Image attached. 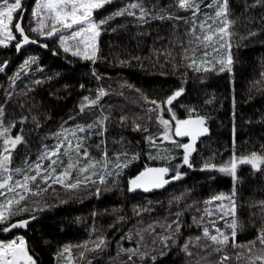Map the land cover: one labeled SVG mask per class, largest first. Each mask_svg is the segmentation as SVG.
<instances>
[{"label":"trees","instance_id":"obj_1","mask_svg":"<svg viewBox=\"0 0 264 264\" xmlns=\"http://www.w3.org/2000/svg\"><path fill=\"white\" fill-rule=\"evenodd\" d=\"M211 1L203 0L200 13L192 17L190 12L178 9L176 0H143L144 7L150 12L147 22L141 23L125 15L103 25L96 40L98 52L93 63L65 53L59 35L49 39L32 32L31 29L38 26V18L32 15L38 0H22V26L38 43H29L19 51L15 42L7 47L0 46V65L6 64L0 72V107L5 111L4 124L15 122L11 135H23L27 141L12 153L11 168L27 169L28 164L34 165L45 146L56 145L55 133L108 116L104 134H96L100 129L89 130L84 134L88 138L83 141L89 160L99 162L97 169L98 173L104 174V183H100L102 175L99 174L76 189H67L52 181L40 183L38 187L32 185L35 194H26V199L19 205L24 211L10 221L27 220V226L0 232V241L23 237L37 264H63L62 260L69 254L73 264H218L227 252L232 257L225 264H264L256 259L264 255L261 251L264 245L257 239L264 230V206L261 205L264 171L257 172L241 165L233 182L232 177L204 168V163L224 164L233 153L248 156L253 151L264 152V0L260 4H256V0H229L232 71L201 69L197 72L195 66L188 67L190 61L184 59L185 49L191 55V50L196 48L195 43H189L192 40L189 30L193 20L197 22L209 11L205 5ZM130 2L135 0H114L95 11L94 17L105 19ZM152 16L165 18L153 19ZM45 23L50 24L49 21ZM41 44L47 47H41ZM72 44L69 41V45ZM202 52V48L196 51L197 62L203 57ZM33 57L36 62L21 70L23 62ZM37 80L41 83H35ZM180 87L184 88V93L168 106L172 108L169 112L163 102ZM100 89L107 94L99 104L81 112L80 105L88 103L84 97L95 99ZM151 100H157L161 107L157 109L149 103ZM151 108L154 110L149 111ZM193 109L191 117L206 118L208 135L199 141L190 156L192 167H188L183 164V149L178 147L184 141L174 134L176 122L172 116L174 113L178 120H184L190 118ZM122 116L126 117L124 123H121ZM22 118L26 119L21 124ZM162 119L170 122L169 139L164 138ZM136 124L140 125L139 130L132 129ZM133 156L136 159H132ZM117 159L120 163L131 162L119 170V175H116L118 170L109 175L110 171L103 165L108 163L111 167ZM64 161L58 170L64 169L68 157ZM153 166L169 168L171 177L177 172L181 176L162 192L130 193L129 181ZM70 171L72 175L65 183L78 179L73 170ZM85 175L80 176L81 181ZM234 184L236 215L224 221L206 201L219 194L231 195ZM12 207L15 211L17 205ZM233 219L240 225L235 243L249 247H233L230 239L222 252L212 250L218 245L205 250L202 245L211 242L203 238V228L207 227L210 234H217L216 229H219L230 236L228 225ZM172 221L179 222L180 231H176L177 226ZM196 237H201V244L196 242ZM101 238L105 240V246L97 249L93 242ZM251 241H256L255 247H251ZM185 244L189 245L192 255L184 251ZM66 247L68 251H65ZM130 255L132 260H129Z\"/></svg>","mask_w":264,"mask_h":264},{"label":"snow or ice","instance_id":"obj_2","mask_svg":"<svg viewBox=\"0 0 264 264\" xmlns=\"http://www.w3.org/2000/svg\"><path fill=\"white\" fill-rule=\"evenodd\" d=\"M114 0H38L35 9L32 12L34 17H37V27L31 29L32 32L38 33L42 38H51L56 36L58 33L60 46L65 53H70L73 57H79L85 61L96 62L98 47L96 45V38L100 36L102 26L109 23V21L114 20L116 17L121 16H131L136 18L141 23H146L150 16L149 10L144 7L143 0H135V2H130L126 6L118 9L108 17L102 20H97L94 17V12L104 8L106 5L113 3ZM261 0H256V4H260ZM201 4L203 0H176V6L178 9L190 12L192 17H196L201 11ZM216 6L214 17H207L205 22L199 24L200 34L196 32V22L193 20V27L189 30V34L192 36V40L189 43H195L196 48L191 50V55H188V49H185L184 59L189 60L190 63L188 67L192 68L196 65V51L198 49L203 50V57H208L212 52H219L220 49H228L227 54L220 59H216L215 63L220 65L219 69H209L204 68V71L215 70L218 72L228 71L231 73L233 58L230 54L231 43L230 38L232 33L229 28L232 22L228 19L230 15L229 10V0H212V3L205 5V7ZM19 12V15L16 14ZM153 19H164V16H152ZM168 19H173V17L168 16ZM175 19H183L182 17H175ZM211 19L213 24L217 20L220 21L221 26L214 28L212 24H207V20ZM24 7L22 0H0V46L7 47L8 42L16 40L17 37L14 34L18 33L21 40L17 41L15 44L16 50L19 51L25 44H36L37 40L31 39L24 29ZM15 21V23H13ZM49 21L50 24L45 22ZM48 28L45 31V28ZM115 31V29H112ZM67 33V34H65ZM251 35H256V33H251ZM69 41H74L72 45H69ZM218 45V47H217ZM41 47H47L46 44H41ZM83 46V47H82ZM92 50L89 51L88 49ZM211 49V52L209 51ZM55 54V53H54ZM215 59V58H214ZM35 58L26 59L21 65V70L28 67L30 63H35ZM121 63H125L121 61ZM201 64L211 63L207 59H201ZM6 67L5 65H0V72H3ZM200 67H195V71L199 72ZM19 73H17L18 77ZM15 79V78H13ZM35 83L40 84L41 81L37 80ZM184 93V88L180 87L173 94L168 96L163 104L171 106L174 101H176ZM104 89H100L97 93L95 99L89 100L88 97H84L87 104L82 103L80 105V111L84 110L89 106H97L102 97L106 95ZM149 103L156 105L157 108L161 107V104L156 100H151ZM154 109H149L152 111ZM167 111L172 112V108L168 107ZM195 110H190V118L184 120H178L173 113L172 119L175 120L174 134L177 137H190V143L178 144V147L183 149V164L188 167H192L190 162L191 153L195 151V143L199 136H202L208 132V128L205 126L206 118L203 116H196L191 118V112ZM5 111L3 107H0V232H10L18 227H26L28 224L27 220H22L18 222H10L12 218L19 212L24 211L23 208L19 207L20 203L26 199V194H35L33 192L32 185L36 187L40 183L48 184L51 180L52 183H59L67 189H76L81 183H86L91 180V177L85 175L83 181L77 179L76 182L65 183V178L71 177L72 173L70 170L77 169L80 173H87L89 168H95L98 161L89 160V153L86 147L83 146V141L87 139L86 136H78L77 133H84L93 129H100L96 134L103 135L106 131V121L109 119L108 116H102L92 123L87 125H77L75 129H63L61 132L55 133L58 143L52 148L45 146L44 152L39 157V160L33 165L28 164L27 170L21 168H11L12 153L15 151L18 145L27 144V141L23 135H11V130L16 127L15 122H10L7 126L4 124ZM26 118H22L20 123H24ZM36 121V118L33 117ZM126 117H121V123H124ZM165 126L164 138L169 139L167 135L169 131V120L162 119L160 121ZM37 127H39V122L37 121ZM140 125H134V130H139ZM22 131V130H21ZM146 131V129H145ZM71 136L76 143L73 144V139H69ZM63 137V139H60ZM149 139H151L149 137ZM155 143V141H152ZM63 150V151H61ZM126 155V154H125ZM61 156L68 157V162L64 167L62 172L57 173V165H63L64 161ZM75 157V159L73 158ZM105 161H107V153H104ZM132 159H136L135 156ZM47 160V166L44 165L43 161ZM81 160L87 161L83 167H79ZM130 160H126L124 163H120L119 159L114 164L115 168L122 169L128 166ZM27 163V162H26ZM238 164H248L251 165L252 169L260 172L264 171V152L257 153L253 151L248 156H237L233 153L232 158L220 165H214L205 163V169H215L225 175L231 176L235 182L237 179V167ZM106 163L104 167H106ZM170 169L167 167L161 168H151L148 167L144 171L140 172L134 179L130 181L129 191H134L136 189H142L147 192L152 189L162 188L164 185L168 184L170 181L165 179ZM13 172L16 174L14 178ZM34 173V174H33ZM95 173H93L94 175ZM112 173L110 172L109 175ZM119 175V172L116 173ZM181 173L177 172L173 179H179ZM95 183V181H92ZM100 183H104V177H100ZM51 186V185H48ZM46 190V189H44ZM11 194V195H8ZM235 184L231 195L219 194L212 198L215 201H223L227 199L229 201L228 205H220L221 209H227L224 215H228L230 212L233 217L236 215V202L233 197L236 196ZM97 195H99V189H97ZM211 201H206L210 203ZM17 205L16 210H13V205ZM264 206V201L261 202ZM34 218V217H33ZM223 218V216L221 217ZM176 224V231H179V222L174 221ZM231 228L230 236L220 232L216 229L217 234H210L207 227L203 228V238L209 240L211 244L202 246L204 249L212 248V245H218L219 247L212 248L215 252H222L223 248L229 244L231 239L233 247H249L248 245H237L235 243V237L237 235V230L240 227L236 219H233L231 224L228 225ZM171 228V225H169ZM171 237H168L170 239ZM201 237H196V242L200 241ZM261 245H264V230L261 231L257 237ZM95 243V247L99 249L105 244L103 238L99 239ZM189 243H192L191 241ZM251 247H255L256 241L250 242ZM82 247H87L83 245ZM68 251V248H65ZM184 251L189 255L192 253L189 251V245H184ZM251 251V248H249ZM264 251V248L261 249ZM135 255V252H133ZM153 260L156 257H152ZM231 257L225 254L219 261L218 264H225L226 261L230 260ZM257 260L264 262V255L257 256ZM129 260H132V255L129 256ZM0 264H37L34 257L30 254L26 241L23 237H16L8 241H0ZM91 264V262H89Z\"/></svg>","mask_w":264,"mask_h":264},{"label":"rangeland","instance_id":"obj_3","mask_svg":"<svg viewBox=\"0 0 264 264\" xmlns=\"http://www.w3.org/2000/svg\"><path fill=\"white\" fill-rule=\"evenodd\" d=\"M211 3H212V1H211ZM208 12H205L204 14H203V16L201 17V18H198L197 20V22H196V32H197V34H200V28H199V24L200 23H203V22H205V20H206V18L207 17H214V14H215V10H216V6L214 5L213 7H208ZM207 24H212V26L214 27V28H218V27H220L221 26V24H220V21L219 20H217L216 21V23L215 24H213V21L211 20V19H208L207 20ZM14 34L16 35V37H17V39L16 40H13V41H10V42H8V44L9 43H11V42H17V41H19V40H21V37L19 36V34L18 33H15L14 32ZM65 34H67V33H65ZM57 35H60L59 33L57 34ZM52 38V37H51ZM51 38H49V39H51ZM96 40H97V38H96ZM71 42H73V43H75L74 41H71ZM28 44H25L22 48H24L25 46H27ZM83 47V46H82ZM217 47H218V45H217ZM89 51H91L92 49L91 48H89L88 49ZM209 51L211 52V49H209ZM227 52H228V49L227 48H225V49H220V51L219 52H212L211 53V55H209L208 57H202L201 59H207L208 61H211V63H207V64H201L200 63V61H201V59L196 63V65H195V67H200V69H203L204 70V68H209V69H213V67L215 68V69H219V67H220V65L218 64V63H215V60L216 59H220V58H223L226 54H227ZM215 58V59H214ZM71 65H73L72 63H71ZM224 72H227V71H224ZM84 134H85V132L84 133H77V135L78 136H84ZM60 139H63V137H61ZM69 139H73L71 136H69ZM76 141L73 139V143H75ZM57 143H58V140H57ZM56 143V144H57ZM61 151H63V150H61ZM232 157H230L226 162H228L230 159H231ZM61 159L64 161L65 160V156H61ZM65 162V161H64ZM225 162V163H226ZM43 163H44V165L45 166H47V163H48V161L47 160H45V161H43ZM84 161L79 165V167H83L84 166ZM105 165V164H104ZM103 165V166H104ZM109 164L107 163V166H108ZM241 165H246V166H249L250 168H252L251 167V165H248V164H238V167H237V169L241 166ZM63 165H57V166H55L56 167V169H57V173H59V172H62L63 170H58V167H62ZM97 166L98 165H96V167L95 168H89V170H88V172L86 173L88 176H90L91 178H94L95 176H97V175H104L103 173L101 174V173H98L99 172V170L97 169ZM104 167V168H106V171L108 170V171H110V172H113V173H116V171L117 172H119V170L120 169H118V168H115L114 167V164L110 167V166H108V167ZM22 169H24V168H22ZM24 170H27V169H24ZM73 170V174H76L77 176H78V179L79 180H81V178L82 177H80L81 175H83L84 173H80L77 169H72ZM106 171H105V173H106ZM217 171V170H216ZM219 174H221V175H225V174H223V173H221V172H219V171H217ZM93 173H95L94 175H93ZM34 174V173H33ZM13 176H14V178H18V177H16V174L13 172ZM225 176H228V175H225ZM72 177H74V179H75V175H73ZM228 177H231V176H228ZM69 177H67V178H65V181H67V179H68ZM51 181V180H50ZM41 185V184H40ZM8 195H11V194H8ZM0 199L2 200L3 199V197H0ZM210 204V206L212 207V208H214L218 213H219V215L222 217L223 216V218H221V219H223L224 221H227L229 218H231V213L229 212L228 213V215H224V212L225 211H227V209H221L220 208V205L221 204H223V205H228L229 204V201L227 200V199H225V200H223V201H215V200H211V202L209 203ZM223 225H227L226 223L224 224L223 223ZM70 256V254L69 255H66L65 256V258L62 260V262H63V264H73V261L71 260V258L69 257Z\"/></svg>","mask_w":264,"mask_h":264},{"label":"water","instance_id":"obj_4","mask_svg":"<svg viewBox=\"0 0 264 264\" xmlns=\"http://www.w3.org/2000/svg\"><path fill=\"white\" fill-rule=\"evenodd\" d=\"M174 102H175V101H174ZM174 102H173V103H174ZM165 106L168 107V105H165ZM191 118H195V117H191ZM187 119H189V118H187ZM207 135H208V133H206V134H204V135H202V136H199V137L197 138L196 143H195V145H194L195 149H196V147H197L199 141H200L201 139H204ZM176 138H178V139L184 141V143H190V142H191V138H190V137H177V136H176ZM183 153H184V152H183ZM192 153H193V152H192ZM192 153H191V154H192ZM161 167H164V166H153V167H151V168H161ZM143 171H144V170H143ZM141 172H142V171H141ZM137 175H139V174H137ZM137 175H136V176H137ZM136 176H134L132 179H134ZM132 179H131V180H132ZM165 179H168L170 182H169L168 184L164 185L162 188L152 189V190L147 191V192L143 191L142 189H136V190H134V191H129V192H130V193H141V194H143V195H150V194H153V193H155V192H162V191H164V190H165L168 186H170L173 182L177 181V179H173V177L170 176V172L167 174V176L165 177ZM131 180H130V181H131ZM130 181H129V184H128V190H129V188H130Z\"/></svg>","mask_w":264,"mask_h":264},{"label":"bare ground","instance_id":"obj_5","mask_svg":"<svg viewBox=\"0 0 264 264\" xmlns=\"http://www.w3.org/2000/svg\"><path fill=\"white\" fill-rule=\"evenodd\" d=\"M23 3H25V1H24ZM28 7H29V6H28ZM27 13H28V12H27ZM27 13H26V14H27ZM126 17H128V16H126ZM179 21H180V20H179ZM132 26H133V25H132ZM171 45H172V44H171ZM168 49H169V48H168ZM170 49H171V48H170ZM174 50H175V49H174ZM162 52H164V51H161V53H162ZM168 52H169V51H168ZM174 53H175V51H174ZM159 54H160V53H159ZM174 66H175V65H174ZM175 67H176V66H175ZM172 68H173V67H172ZM180 68H181V67H180ZM176 69H179V67H177ZM173 70L175 71V69H173ZM182 70H183V69H182ZM184 71H185V70H184ZM176 74H177V73H176ZM182 74H183V73H182ZM180 76H181V75H180ZM184 76H185V75H184ZM185 77H186V76H185ZM178 78H179V76H178ZM187 78H188V77H187ZM187 81H188V80H187ZM185 83H186V82H185ZM171 94H172V93H171ZM156 101H157V100H156ZM127 102H128V101H127ZM157 102H158V101H157ZM110 103H111V102H110ZM123 103H125V102H123ZM119 104H120V102H119ZM126 105H127V104H126ZM144 105H145V104H144ZM121 106H122V105H121ZM104 107H106V106H104ZM126 107H127V106H126ZM126 107H125V108H126ZM129 107H130V106H129ZM134 107H135V106H134ZM108 108H109V107H108ZM125 108H124V109H125ZM124 109H123V110H124ZM151 109H152V108H151ZM157 109H158V108H157ZM103 110H104V109H103ZM103 110H102V111H103ZM125 110H126V109H125ZM139 110H140V109H139ZM104 111H105V110H104ZM109 111H110V110H109ZM111 111H112V110H111ZM118 112H119V111H118ZM121 112H122V111H121ZM135 112H136V110H135ZM140 112H142V111H140ZM158 112H159V111H158ZM122 113H123V112H122ZM132 113H133V112H132ZM145 113H146V112H145ZM99 114H100V113H99ZM113 114H114V113H113ZM123 114H125V113H123ZM95 115H96V113H95ZM107 115H108V114H107ZM109 115H110V113H109ZM117 115H119V114H117ZM125 115H126V114H125ZM92 116H93V115H92ZM111 116H112V115H111ZM112 117H113V116H112ZM115 117H116V116H115ZM122 117H123V116H122ZM137 117H138V116H137ZM140 119H141V118H140ZM137 120H138V119H137ZM108 121H109V120H108ZM142 121H143V119H142ZM127 122H128V121H127ZM140 122H141V121H140ZM148 122H149V123H152V122H150V121H148ZM145 123H146V122H145ZM107 124H108V122H107ZM108 125H110V124H108ZM108 127H109V126H108ZM106 129H107V128H106ZM132 129H134V127H133ZM133 131H134V130H133ZM93 134H94V133H93ZM87 135H88V134H87ZM90 137L92 138V136H90ZM91 138H90V139H91ZM146 140H147V139H146ZM92 146H93V145H92ZM143 148H144V147H143ZM128 149H129V148H128ZM112 150H113V149H112ZM115 150H116V149H115ZM142 150H143V149H142ZM132 151H133V150H132ZM135 151H136V150H135ZM151 151H152V150H151ZM153 151H154V150H153ZM112 152H113V151H112ZM132 153H133V152H132ZM142 153H143V152H142ZM144 153H145V152H144ZM153 153H154V152H153ZM155 153H156V152H155ZM139 154H140V153H139ZM145 154H146V153H145ZM198 154H199V153H198ZM142 155H143V154H142ZM153 155H154V154H153ZM111 156H112V155H111ZM144 156H146V155H144ZM148 156H149V155H148ZM151 156H152V154H151ZM239 156H240V155H239ZM149 157H150V156H149ZM154 157H155V156H154ZM26 159H27V158H26ZM146 161H147V160H146ZM200 161H201V160H200ZM204 161H205V160H204ZM24 162H25V161H24ZM149 162H150V161H149ZM19 163H20V162H19ZM22 163H23V161H22ZM16 164H18V163H16ZM202 164H203V163H202ZM204 164H205V163H204ZM13 165H14V164H13ZM107 167H108V166H107ZM135 167H136V166H135ZM141 167H142V165H141ZM140 169H142V168H140ZM206 174H207V173H206ZM207 176H208V175H207ZM211 176H212V175H211ZM211 179H212V178H211ZM106 180H107V179H106ZM105 182H107V181H105ZM116 182H117V181H116ZM233 182H234V181H233ZM233 182H232V183H233ZM108 183H109V181H108ZM84 184H85V183H84ZM84 184H82V186H84ZM117 184H120V182H118ZM115 185H116V184H115ZM214 188H215V187H214ZM212 190H213V188H212ZM222 190H223V188H222ZM212 192H214V191H212ZM212 192H211V193H212ZM220 192H222V191H220ZM211 193H210V194H211ZM68 195H69V194H68ZM207 197H209V196H207ZM67 203H68V201H67ZM63 204H64V203H63ZM45 208H46V207H45ZM42 209H43V207H42ZM42 209H41V210H42ZM46 210H47V209H46ZM21 213H22V212L18 213V216H20ZM23 214H24V213H23ZM205 214H206V213H205ZM81 217H82V216H81ZM206 220H207V219H206ZM206 220H205V221H206ZM205 221H204V222H205ZM172 222H173V221H172ZM200 225H201V224H200ZM171 228H172V227H171ZM183 228H184V227H183ZM168 229H169V228H168ZM175 229H176V228H175ZM167 231H168V230H167ZM179 231H180V230H179ZM199 231H200V230H199ZM199 231H198V232H199ZM176 234H177V233H176ZM198 234H199V233H198ZM177 235H179V234H177ZM181 235H183V234H181ZM199 236H200V235H199ZM171 238H172V237H171ZM171 238H170V239H171ZM90 239H91V238H90ZM105 239H106V238H105ZM167 239H168V238H167ZM174 239H175V238H174ZM174 239H173V240H174ZM202 240H203V239H202ZM183 241H184V238H183ZM200 241H201V240H200ZM172 244H174V243H172ZM198 244H201V242H200V243L198 242ZM109 245H110V244H109ZM204 245H206V244L204 243ZM228 245H229V244H228ZM230 245H232V244H230ZM104 246H105V245H104ZM202 246H203V245H202ZM120 247H121V246H120ZM109 248H110V247H109ZM117 248H118V247H117ZM126 248H127V247H126ZM126 248H125V249H126ZM224 249H225V248H224ZM230 249H231V248H230ZM109 250H110V249H109ZM116 250H117V249H116ZM158 250H159V248H158ZM205 250H206V249H205ZM205 250H204V251H205ZM226 250H229V248H228V249L226 248ZM104 251H106V250H104ZM126 251H127V250H126ZM210 251H211V250H210ZM223 251H224V250H223ZM235 251H236V250H235ZM89 252H90V251H89ZM118 252H119V251H117V253H118ZM158 252H159V251H158ZM158 252H157V253H158ZM160 252H161V251H160ZM211 252H212V251H211ZM110 253H111V252H110ZM125 253H126V252H125ZM201 253H202V251H201ZM233 253H234V251H233ZM87 254H88V253H87ZM87 254H86V256H87ZM97 254H98V253H97ZM97 254H96V255H97ZM101 254H102V253H101ZM113 254H114V253H113ZM214 254H215V253H214ZM218 254H219V253H218ZM227 254H228V252H227ZM99 255H100V254H99ZM117 255L119 256L120 253L117 254ZM122 255H123V254H122ZM144 255H145V254H144ZM203 255H204V254H203ZM210 255H211V254H210ZM115 256H116V255H115ZM205 256H206V254H205ZM121 257H122V256H121ZM209 257H210V256H209ZM217 257H218V256H217ZM231 257H232V256H231ZM235 257H236V256H235ZM92 258H93V257H92ZM94 258H95V257H94ZM96 258H97V257H96ZM205 258H206V257H205ZM205 258H204V259H205ZM144 259H145V258H144ZM200 259H202V258H200ZM216 259H217V258H216ZM216 259H215V260H216ZM140 260H141V259H140ZM209 260H210V259H209ZM209 260H208V261H209ZM77 261L79 262V260H77ZM200 261H201V260H200ZM213 262H214V261H213ZM142 263H143V261H142ZM201 263H202V262H201ZM209 263H210V262H209ZM76 264H77V263H76ZM120 264H122V263H120ZM210 264H211V263H210ZM234 264H235V263H234Z\"/></svg>","mask_w":264,"mask_h":264}]
</instances>
